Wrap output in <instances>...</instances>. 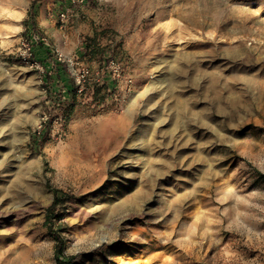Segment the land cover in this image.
Returning <instances> with one entry per match:
<instances>
[{
    "label": "rangeland",
    "instance_id": "1",
    "mask_svg": "<svg viewBox=\"0 0 264 264\" xmlns=\"http://www.w3.org/2000/svg\"><path fill=\"white\" fill-rule=\"evenodd\" d=\"M53 190L68 264H264V0H0V264H56Z\"/></svg>",
    "mask_w": 264,
    "mask_h": 264
},
{
    "label": "trees",
    "instance_id": "2",
    "mask_svg": "<svg viewBox=\"0 0 264 264\" xmlns=\"http://www.w3.org/2000/svg\"><path fill=\"white\" fill-rule=\"evenodd\" d=\"M35 3L32 4L31 8L34 9ZM31 24L33 26H35V20L34 17L31 18L30 20ZM57 69L55 70H59L58 66L56 67ZM60 71V70H59ZM105 85V84H104ZM100 87H98V85H94L92 87V94L91 96L94 97L97 94V89H99ZM73 91L75 89H72ZM42 135L41 131H35L32 134V139L36 140L39 139V136ZM53 200L51 205L47 208V214H46V218H45V225L48 226L49 228V232L50 234L54 237L55 239V247H54V256H55V260H56V264H68V261H65L61 256H62V248H63V240L61 238V236L58 233H55L54 231H52L51 228V224L53 221V213L51 212L52 209L54 208L55 205H57L61 200H63L62 197H60V195H62L61 191L58 190H53Z\"/></svg>",
    "mask_w": 264,
    "mask_h": 264
},
{
    "label": "built area",
    "instance_id": "3",
    "mask_svg": "<svg viewBox=\"0 0 264 264\" xmlns=\"http://www.w3.org/2000/svg\"><path fill=\"white\" fill-rule=\"evenodd\" d=\"M75 1V0H73ZM61 15V19H63L64 17V14H60ZM20 54H21V58L22 60L28 64L30 67H34V68H38V69H41L39 64L37 63V61L32 57V51H31V48L29 47V43L28 42H23L22 43V47H21V51H20ZM59 60H61V58L59 57L58 58ZM80 63L77 61L75 63H73L72 61H69V66H74V65H79ZM42 71V69H41ZM102 73H103V70H102ZM73 77H74V81L76 82V85L78 88V91H81L82 90V85L84 83V81L86 80V78H88V75H89V71L88 69L84 68V67H81V70L78 71V72H73L72 73ZM102 81H100V78H95V81H93L91 83V86H90V95L92 94V87L94 85H99V84H102L101 83Z\"/></svg>",
    "mask_w": 264,
    "mask_h": 264
},
{
    "label": "bare ground",
    "instance_id": "4",
    "mask_svg": "<svg viewBox=\"0 0 264 264\" xmlns=\"http://www.w3.org/2000/svg\"><path fill=\"white\" fill-rule=\"evenodd\" d=\"M197 24V23H196ZM157 77V79L155 80V82H154V84H152V85H158L157 83H158V81L162 78H160L159 77V74L156 76ZM164 82V81H163ZM160 85V87L162 86L161 85V83H159ZM153 87V86H152ZM150 88V87H149ZM152 89L153 88H151V90L150 91H152ZM157 88H155V90H156ZM154 90V89H153ZM153 92V91H152ZM151 93V92H150ZM153 98V93H151V94H148V97H147V101H149V100H151ZM9 112L10 111H7V113H6V116H9L10 114H9ZM4 114V113H3ZM6 116H3V120H5L6 119ZM23 137H24V135H23V133H21L20 132V136H19V139H23ZM9 156H11V159H14L15 157H16V155H13V154H11V155H9ZM7 159V157H2V159H1V162H2V164H5V162H7V161H5ZM67 165H69V164H72L73 166H74V168L77 170V171H82L83 169H86L87 167H89V164L88 163H82V164H80V163H73V162H67L66 163ZM148 184H150V182L148 183ZM147 192H145V191H143V190H141V191H139V192H137L134 196H133V198L129 201L131 204H134L138 199H140V197L141 196H147ZM141 213V212H140ZM147 213V212H146ZM160 213V212H159ZM145 214V213H144ZM161 214V213H160ZM133 228V227H132ZM149 229V228H148ZM136 231V230H135ZM147 232V231H146ZM148 233V232H147ZM153 233V232H152ZM129 235H130V232H126V233H124L123 234V236L124 237H129ZM147 234H145V236H146ZM175 235V234H174ZM173 236V235H172ZM150 237H151V235H150ZM155 238H156V236H155ZM122 239H123V237H122ZM142 239V238H141ZM149 239V238H148ZM103 240L104 239H101L100 240V242H103ZM123 240H127V239H123ZM156 240V239H155ZM157 241V240H156ZM135 242V241H134ZM162 242V241H161ZM143 243V242H142ZM168 243V242H167ZM187 243V242H186ZM173 244V243H172ZM151 245V244H150ZM174 245V244H173ZM178 245V244H177ZM162 248H163V251L164 252H166L167 250H168V247H164V246H162ZM147 251V250H146ZM143 252V251H142ZM150 252V251H149ZM161 252V251H160ZM147 253V252H146ZM161 254V253H160ZM144 255H145V253H144ZM158 255V254H157ZM155 256H156V254L155 255H151L150 257V261H149V264H151V261L155 258ZM159 256V255H158ZM161 256V255H160ZM175 256V255H174ZM176 261V260H175ZM167 261H164L163 262V264H167L166 263ZM148 263V262H147ZM128 264V263H127ZM161 264V263H160Z\"/></svg>",
    "mask_w": 264,
    "mask_h": 264
},
{
    "label": "crops",
    "instance_id": "5",
    "mask_svg": "<svg viewBox=\"0 0 264 264\" xmlns=\"http://www.w3.org/2000/svg\"><path fill=\"white\" fill-rule=\"evenodd\" d=\"M54 60V59H53ZM54 62L56 63V61L54 60Z\"/></svg>",
    "mask_w": 264,
    "mask_h": 264
}]
</instances>
